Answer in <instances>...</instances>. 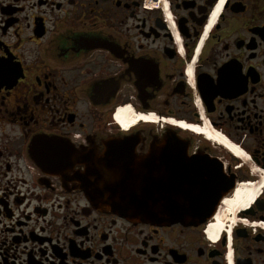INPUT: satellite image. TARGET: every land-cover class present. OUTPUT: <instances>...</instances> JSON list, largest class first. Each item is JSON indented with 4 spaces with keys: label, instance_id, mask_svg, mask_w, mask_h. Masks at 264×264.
Masks as SVG:
<instances>
[{
    "label": "flooded vegetation",
    "instance_id": "1",
    "mask_svg": "<svg viewBox=\"0 0 264 264\" xmlns=\"http://www.w3.org/2000/svg\"><path fill=\"white\" fill-rule=\"evenodd\" d=\"M119 108L210 124L246 159L124 128ZM174 140L224 163L223 199L258 185L250 206L223 215L222 199L198 226L95 207L116 149ZM0 264H264V0H0Z\"/></svg>",
    "mask_w": 264,
    "mask_h": 264
},
{
    "label": "water",
    "instance_id": "2",
    "mask_svg": "<svg viewBox=\"0 0 264 264\" xmlns=\"http://www.w3.org/2000/svg\"><path fill=\"white\" fill-rule=\"evenodd\" d=\"M186 144L153 147L138 157L128 146L110 155L115 176L95 207L134 222L198 226L210 219L233 187L222 162L186 159ZM199 159V158H198ZM209 167H217L215 171ZM208 168V169H206ZM210 176V178H207ZM88 186H84L87 191ZM97 193V191H90Z\"/></svg>",
    "mask_w": 264,
    "mask_h": 264
},
{
    "label": "bare ground",
    "instance_id": "3",
    "mask_svg": "<svg viewBox=\"0 0 264 264\" xmlns=\"http://www.w3.org/2000/svg\"><path fill=\"white\" fill-rule=\"evenodd\" d=\"M116 113H117L115 114L116 122L120 126H123L124 128L129 129L133 127L134 125H136L137 123L142 122V121L146 123H155V120L149 119L148 117H143V116H139V117L134 116L133 119L132 118L128 119L130 111L127 108H121ZM169 121L175 127H178L186 131H190L194 134L204 135L208 141H213L216 144L218 143L219 145H222L225 150L231 152L238 158H241L243 160L246 159L244 156L245 153L243 154L241 150H239V148H237L235 145L227 141V139L218 135V133L214 132L211 126H209L210 124L209 125L205 124V126L201 128L196 125H186V123L183 124L181 123V121L180 123L174 122L171 119ZM257 186L258 185H250V186H247L246 188H243V185H242L236 189L232 197H230L229 199L225 197L222 203L220 204L221 214L227 215L229 213L231 215L233 213H236L238 210L240 211L241 208L243 207L245 208L249 204H251L253 198H255L258 192Z\"/></svg>",
    "mask_w": 264,
    "mask_h": 264
},
{
    "label": "rangeland",
    "instance_id": "4",
    "mask_svg": "<svg viewBox=\"0 0 264 264\" xmlns=\"http://www.w3.org/2000/svg\"><path fill=\"white\" fill-rule=\"evenodd\" d=\"M159 128V127H158ZM194 140H195V143H199V142H205V143H208V145L210 146V147H215V148H218L219 149V147H217V146H215L216 145V143H214L213 141H210V142H208V141H205L203 138H199L198 136H195V138H194ZM213 142V143H212ZM215 144V145H214ZM221 149V153H223L227 158H226V161L227 162H229L230 161V158L234 161V160H237V159H235L233 156H231V154L227 151V150H225L224 148H220ZM237 163H240V161L239 160H237Z\"/></svg>",
    "mask_w": 264,
    "mask_h": 264
}]
</instances>
